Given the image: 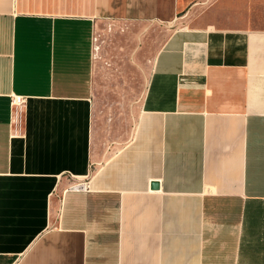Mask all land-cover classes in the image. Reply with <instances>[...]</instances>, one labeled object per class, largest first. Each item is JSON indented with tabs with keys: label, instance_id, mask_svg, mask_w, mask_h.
Segmentation results:
<instances>
[{
	"label": "crops",
	"instance_id": "crops-1",
	"mask_svg": "<svg viewBox=\"0 0 264 264\" xmlns=\"http://www.w3.org/2000/svg\"><path fill=\"white\" fill-rule=\"evenodd\" d=\"M102 21L171 27L120 147ZM0 264H264V0H0Z\"/></svg>",
	"mask_w": 264,
	"mask_h": 264
},
{
	"label": "rangeland",
	"instance_id": "rangeland-1",
	"mask_svg": "<svg viewBox=\"0 0 264 264\" xmlns=\"http://www.w3.org/2000/svg\"><path fill=\"white\" fill-rule=\"evenodd\" d=\"M207 1V0H204ZM211 1V0H208ZM171 27L102 21L96 27L97 62L103 67L95 93L97 113L109 125L106 141L122 146L136 128L141 87Z\"/></svg>",
	"mask_w": 264,
	"mask_h": 264
},
{
	"label": "built area",
	"instance_id": "built-area-1",
	"mask_svg": "<svg viewBox=\"0 0 264 264\" xmlns=\"http://www.w3.org/2000/svg\"><path fill=\"white\" fill-rule=\"evenodd\" d=\"M96 41L95 38L93 39ZM97 50V48L95 47ZM12 106V117L11 122L17 125L18 130H20L22 120H23V107H24V99L22 97H14L11 102ZM78 188V187H76ZM85 188V187H83Z\"/></svg>",
	"mask_w": 264,
	"mask_h": 264
},
{
	"label": "water",
	"instance_id": "water-1",
	"mask_svg": "<svg viewBox=\"0 0 264 264\" xmlns=\"http://www.w3.org/2000/svg\"><path fill=\"white\" fill-rule=\"evenodd\" d=\"M152 188L153 189H158L159 188V184L158 183H153L152 184Z\"/></svg>",
	"mask_w": 264,
	"mask_h": 264
}]
</instances>
